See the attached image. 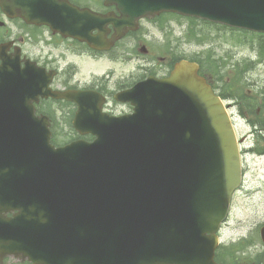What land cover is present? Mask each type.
Returning <instances> with one entry per match:
<instances>
[{
    "label": "water",
    "instance_id": "obj_1",
    "mask_svg": "<svg viewBox=\"0 0 264 264\" xmlns=\"http://www.w3.org/2000/svg\"><path fill=\"white\" fill-rule=\"evenodd\" d=\"M105 3L118 14L66 0H0L9 14L50 24L96 49L113 45L109 24L120 39L138 29L139 19L165 11L264 32V0ZM14 62L1 70L9 77L5 89L0 85V160L17 168L0 208V257L33 264H215L217 231L241 182V155L229 112L199 65L181 60L170 76H150L119 93L135 107L120 117L103 114L93 91H53L51 76L39 77L37 89L47 85L43 97L75 102V127L95 136L56 147L48 118L35 116L29 103L22 108L29 75ZM15 83V92L8 91ZM10 210L16 213L7 218Z\"/></svg>",
    "mask_w": 264,
    "mask_h": 264
},
{
    "label": "rangeland",
    "instance_id": "obj_2",
    "mask_svg": "<svg viewBox=\"0 0 264 264\" xmlns=\"http://www.w3.org/2000/svg\"><path fill=\"white\" fill-rule=\"evenodd\" d=\"M85 1L98 6L97 1ZM158 21L160 27L152 26L150 23L143 26L144 30L147 28L150 30L144 33L142 28L135 35V40L132 39L133 47L130 40L126 39L129 41L124 40L118 48L113 50L117 60L111 61L104 58L97 63L77 60L82 76L90 80L93 76L103 77L104 74L112 72L113 77H110L112 81L122 82L128 78L133 82L141 80L149 73L163 76L168 72L170 62L163 60V56L168 59L178 54L197 58L204 62L210 75H223L224 81L218 83L220 91L231 96L247 92L251 98H256L255 109H258V117L264 119V55L261 54V46L264 43L263 33L255 32L257 34L255 35L253 32L233 29L221 24L213 26L211 23L201 24L204 23L202 20L193 21L191 18L176 14L161 15ZM143 45H147L150 49L148 54L139 51ZM25 50L35 56H46L48 52L46 59L50 56V48L43 43H40L38 47L28 44ZM123 52H131L132 54L127 53V56L134 55V58L125 61ZM70 59H73V56H69L67 60ZM250 62L253 64L250 65ZM159 63H163L164 66H160ZM65 64L66 60H62L60 67L65 69ZM247 66H250L248 70ZM241 69L247 71L243 74ZM225 81L229 83L235 81L238 90L228 91ZM232 99L237 107L234 106L235 108L230 109L229 112L238 136L247 138L243 146L247 148L256 146V153L260 152L259 148L264 150V124L262 126L258 124L257 128H254L251 121L255 119V116L251 112L250 115L245 110L241 111L238 101L235 98ZM246 102L244 99V103ZM261 104L263 107L260 106ZM119 109L122 110L123 107ZM58 114L61 115V113ZM69 120L60 117L58 131L68 125ZM62 134L64 135H58L59 142H67L76 137V135ZM246 159L248 185L244 192L247 194L236 196L233 216L228 230H225V235L232 239L246 235L251 229L255 232L256 227L264 223V188L262 187L264 186V157H259L252 152ZM255 234L257 235L256 232Z\"/></svg>",
    "mask_w": 264,
    "mask_h": 264
},
{
    "label": "flooded vegetation",
    "instance_id": "obj_3",
    "mask_svg": "<svg viewBox=\"0 0 264 264\" xmlns=\"http://www.w3.org/2000/svg\"><path fill=\"white\" fill-rule=\"evenodd\" d=\"M74 3H78L81 7H85L84 0L76 1L72 0ZM92 2H98L97 8L92 5V9L107 13L109 11H114V7H106L104 5L103 0H90ZM1 13V11H0ZM7 18L3 15V20H0V23L3 25L6 24ZM146 23H150L152 26L157 25L156 18H148L141 21V27H143ZM11 25H14L13 22H10ZM18 27V23H17ZM16 27V29H17ZM111 33L109 35L112 36ZM134 35V36H133ZM135 32H129L126 39L132 41L135 40ZM56 46L55 56L51 60V69L55 70V77L52 81V88L55 90H82L88 91L92 90L100 93L104 97V101L101 105V108L104 112L109 113L110 115H119L131 112L133 109L129 103H121L115 99V95L118 92L124 91L132 87L130 85V80H123L122 82L111 83L112 80L110 77H113L112 72L107 73L103 77L93 76L90 80H87L81 74V68L77 62V60H84L90 63H97L99 60L103 59L105 56L107 59L113 61L117 60L115 57V53L113 52L114 47L108 51H98L89 48L84 43H80L76 40H72L69 38H64L62 36L59 37ZM59 50V52H57ZM27 56L26 54L24 55ZM69 56H73V59L67 60ZM134 58V56H132ZM163 60L167 61L165 57H162ZM62 60H66L65 69L60 67V63ZM126 61L127 58H124ZM111 73V74H110ZM167 75V72L164 74ZM67 77V78H66ZM45 103H42V106L48 107L45 109L48 112V116L52 121V125L55 127L59 124L60 117L70 119L68 125L60 128V131L65 134H77L79 131L74 127V117L77 111V105L73 102L65 101V100H55V99H47L44 100ZM43 101V102H44ZM123 107V109H119ZM67 108V109H66ZM45 113V112H44ZM58 113H61L59 115ZM55 119V120H54ZM61 127V126H60ZM252 148L245 149V157H244V166L246 162V155L249 154ZM260 157H264V152L261 153ZM248 183L247 178L243 180V185L241 189L245 187ZM243 192L242 190L239 193ZM235 204V198L233 201V207ZM228 225V224H227ZM225 227V226H224ZM226 226L225 228H227ZM225 229L221 230V236H224ZM254 229L248 231L246 235L239 236L235 239L232 238H222L221 243L219 244L216 254L215 260L219 264H264V244L261 240L257 238H253ZM12 261L15 264H23L25 261H17L12 257L4 258L0 264H12Z\"/></svg>",
    "mask_w": 264,
    "mask_h": 264
},
{
    "label": "trees",
    "instance_id": "obj_4",
    "mask_svg": "<svg viewBox=\"0 0 264 264\" xmlns=\"http://www.w3.org/2000/svg\"><path fill=\"white\" fill-rule=\"evenodd\" d=\"M192 20L194 21L196 19H192ZM262 44L263 45L261 46V54L264 55V43H262ZM179 58H180V56L175 57L174 61L178 60ZM199 62L202 63V72L204 74H206L210 78L209 73L207 72V67L205 66V64H203L204 62H202L201 60H199ZM239 69H240V67L237 69V71H239ZM241 72L244 74L245 69H241ZM214 79H215V85L214 86L217 87V88H220L218 83L220 81H224L223 75H216V76H214ZM224 84H226L228 91H237L238 90L235 81L233 83H229V82L225 81ZM221 95L223 97H226L225 93L221 92ZM236 95H237L236 97H238V98H240L242 100L245 99L247 101L246 102L247 105H251L252 106V105H254L256 103V98H251L250 95L247 92L238 93ZM250 98L252 99V101L250 100ZM254 114H255L256 117L258 116L255 112H254ZM259 121L260 120L258 118H256L252 122L256 123V122H259ZM66 136H74V135H66ZM57 138L58 137L53 138V142L54 143H58L59 142V140Z\"/></svg>",
    "mask_w": 264,
    "mask_h": 264
},
{
    "label": "bare ground",
    "instance_id": "obj_5",
    "mask_svg": "<svg viewBox=\"0 0 264 264\" xmlns=\"http://www.w3.org/2000/svg\"><path fill=\"white\" fill-rule=\"evenodd\" d=\"M13 1H15L16 3H20V4H23V2H24V0H13ZM48 3H43L42 4V6H44V7H49V5H47ZM47 9H52V7H49V8H47ZM107 59L105 56H103V59ZM108 60V59H107ZM100 61V60H99Z\"/></svg>",
    "mask_w": 264,
    "mask_h": 264
}]
</instances>
